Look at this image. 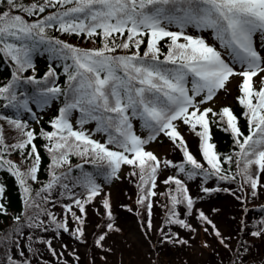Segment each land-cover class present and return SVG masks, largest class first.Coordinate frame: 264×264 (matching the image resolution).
<instances>
[{
  "label": "snow or ice",
  "instance_id": "6c2138e0",
  "mask_svg": "<svg viewBox=\"0 0 264 264\" xmlns=\"http://www.w3.org/2000/svg\"><path fill=\"white\" fill-rule=\"evenodd\" d=\"M7 3L29 17L44 13L46 8L57 9L32 22L8 11L0 13V52L11 57L20 72L33 67L30 56L32 48L26 41L44 42L46 29L84 34L89 38L98 36L102 38L103 44L98 49L83 50L58 39L49 41L51 51L59 54L62 59H71L72 63L65 64V72L68 74L65 89L45 88L35 98V102L47 105L58 95L65 97L59 115L50 122L54 131L40 132V136L48 142L45 148L51 158V178L36 193L37 196L51 190L62 177H66V173L58 176L55 170L69 164L71 155H78L82 158L91 157L92 163H104L110 169V176H116L122 164L137 168L140 179L138 187L142 193L137 203L144 204L147 198L156 195L152 189L156 187V174L161 162L143 146L154 140L160 132L168 136L182 152L183 161L190 168L186 171L185 163L175 167L181 173L186 172L189 179L201 173L206 177L218 176L220 180L234 178L224 173L221 158L211 143V125L214 123L222 124L223 130L230 131L234 138L240 149L235 154L238 174L243 176L245 183L250 184L255 195L259 176L264 172V76H261L259 89L254 87L253 78L264 73V57L254 47L253 37L260 34L264 38V0H42L28 5L7 0ZM68 5L71 7H66ZM169 26H175L178 31H170ZM189 27L200 31L211 30L224 52L207 43L202 36L187 34L185 29ZM125 33L126 39L117 43L116 37H124ZM145 37L146 48L141 55L139 49ZM10 38L18 41L19 45L9 43ZM165 38L168 39L167 52L162 53L159 43ZM133 47L136 51L131 54L114 55L118 48L127 50ZM225 56L231 59H225ZM236 65H240L241 70L237 71ZM52 75L54 73L49 69L46 78ZM233 76L242 77L239 84L241 95L237 99L248 123L246 136L238 127L237 117L229 107H222L219 112L211 107L202 110L200 107L212 101L217 91L225 89ZM18 80L14 72L13 80L0 87V97L8 101L7 106L31 111L28 99L18 100L16 96L14 86ZM27 81L39 83L34 77H27ZM189 83L190 88L187 86ZM202 93V99L197 100ZM73 110L81 113L77 121L81 130H75L70 123L69 117ZM209 114L214 119H209ZM133 117H138L143 121V126L150 130L148 139H141L133 132L130 122ZM89 120L96 122L97 131L107 134L106 144L92 139L82 130ZM177 120H182L199 138V151L208 168L189 151L174 123ZM7 122L20 132L23 139L9 146L5 145L3 135L0 134V167L6 165L7 170L16 177L26 207H32L35 202L30 198L28 181L37 180L41 160L33 143L35 133L25 131L27 125L20 119H8ZM28 145H31V150L27 156L33 162L27 170L21 171L11 160L4 159L3 153L9 148L23 152ZM108 145H113L117 150ZM231 160V156L224 158L225 162L230 163ZM163 164L173 166L169 160L163 161ZM253 166L257 168L255 173L252 171ZM76 182L87 190L83 201L74 198L76 208L84 213L85 204L99 195V185L87 175L77 178ZM164 183L176 186L177 194L170 195L173 209L177 204L186 203L190 213L193 200L184 183L174 176H169ZM147 184L151 187L145 189L144 185ZM63 187L67 189L68 186ZM202 191L208 193L210 189L204 187ZM3 194L4 187L0 185V197ZM147 206L151 209L150 202ZM64 207L79 224H83L82 218L72 211L71 205ZM103 207L109 208L107 199L103 201ZM3 212L4 205L0 204V213ZM46 214L56 228L69 230L66 223L57 222L51 212ZM108 215L111 217V212ZM175 216V211H170L167 223L190 228L184 219L173 218ZM199 218L212 224L203 212H199ZM15 219L19 220V217ZM42 223L29 226L39 227ZM148 227L151 228V221ZM212 227L215 230V225ZM107 228L111 230L113 225L109 223ZM77 234L83 235L82 228L78 227L73 233ZM215 234L218 237L221 235L219 231ZM252 235L259 236L261 233L253 232ZM104 239L105 236L101 235L96 244L100 245ZM9 261L10 264H17L11 257Z\"/></svg>",
  "mask_w": 264,
  "mask_h": 264
},
{
  "label": "rangeland",
  "instance_id": "374dc122",
  "mask_svg": "<svg viewBox=\"0 0 264 264\" xmlns=\"http://www.w3.org/2000/svg\"><path fill=\"white\" fill-rule=\"evenodd\" d=\"M169 30L178 31L175 26H169ZM185 31L189 35L202 36L207 43L224 52L211 30L200 31L189 27ZM253 42L264 57V38L256 34ZM225 59L230 60L231 57L225 56ZM236 70H241V66L236 65ZM261 76L264 73L253 78L256 89L261 86ZM241 82L242 77H231L225 89L217 91L212 101L200 106L201 110L237 103ZM187 86L190 88L191 84ZM202 97L203 93L197 100ZM47 109L48 105L38 112ZM75 114L76 110H73L69 117L72 124ZM130 122L137 136L148 139L150 130L143 126V121L133 117ZM174 123L189 151L207 168L199 151V138L182 120ZM25 124L30 127L35 122ZM82 129L91 138L102 140L106 134L97 131L96 122L92 120ZM143 147L161 162L156 174V187L152 189L156 195L147 198L144 204H138L142 194L138 187L139 170L122 164L116 176L108 177L99 185V195L85 204V212L80 213L74 198L83 201L87 195L76 191L79 185L75 179L65 177L51 190L42 192L34 200V206L26 209V223L0 240V264H10L9 257L17 264H264V172L259 176L253 195L250 184L244 182L243 176L238 183L215 182L213 179L204 181L198 175L189 179L186 172L181 173L175 167L183 161L182 152L162 132ZM165 160L171 161L173 166H165ZM133 172L136 174L133 175ZM169 176L180 179L187 187L188 195L194 199L190 213L184 203L177 204L173 209L170 195L177 193L175 184L164 183ZM95 180L99 181V177ZM63 185H67V189ZM204 187L210 191L204 193ZM144 188L147 189V185ZM105 199L109 202L108 209L103 207ZM149 202L151 209L147 206ZM65 205L72 206V211L82 218V225L65 211ZM172 210L176 213L173 218L184 219L190 228L167 223ZM47 212H51L57 222H65L69 230L56 228ZM199 212H203L212 224L201 220ZM41 221L43 223L39 227L29 226ZM149 221L151 228L148 227ZM109 223L113 225L111 230L107 228ZM212 225H215V230ZM78 227L83 230L82 236L73 235ZM216 231L220 232L219 237ZM253 232H260L261 235L254 236ZM101 235L105 239L97 245L96 240Z\"/></svg>",
  "mask_w": 264,
  "mask_h": 264
},
{
  "label": "trees",
  "instance_id": "16d2710c",
  "mask_svg": "<svg viewBox=\"0 0 264 264\" xmlns=\"http://www.w3.org/2000/svg\"><path fill=\"white\" fill-rule=\"evenodd\" d=\"M33 2H42V0H16L18 4L28 5ZM66 7H71L68 5ZM56 8H46L44 13H40L39 15H33L31 17L27 16L25 13L19 11L18 9L12 8L8 5L7 0H0V13L5 11L10 12L12 15H21L28 22L35 21L37 19H41L44 16L55 12ZM127 33H125L124 37H116V42L120 43L123 39H126ZM64 41L76 48L88 50V49H98L103 46L102 38L98 36H93L91 38L87 37L84 34L75 35L62 33L57 31L55 28L46 29V40L44 42L36 41H26L29 46L32 48L30 52L31 63L33 65L32 68H27L25 71L20 72L17 69V65L15 61L11 59V57L4 55L0 52V87H4L8 85L13 80V73L15 72L19 77V80L16 82L14 89L18 100L28 99V107L31 111H27L25 109H16L8 105V101L0 97V117H4L0 119V134L3 135L5 145H13L17 143L18 140L23 139L20 132L15 129L13 126L8 124V119H20L24 123L35 122L30 127H27L25 131L31 130L35 133V138L33 143L36 145L37 151L41 157L40 165L37 171V180L28 181V185L31 188L30 198L35 200L39 196L36 193L46 185L50 178L51 173L49 170V165L51 164V158L45 148V144L48 142L40 136L41 130L50 132L54 131L51 126V121L54 120L59 115V109L64 106L65 97L64 95H58L57 98L50 100L48 102L49 112L46 114H42L38 112L39 109H44L46 105L39 104L35 102V98L39 95V93L45 88L58 87L60 89H65L67 87L68 74L65 72V64H71V59H62L59 54L50 50L51 45L49 41L54 40ZM9 43H17L14 39H9ZM183 42V41H181ZM167 44L168 39L165 38L163 41L159 43V47L162 53L167 52ZM58 47V46H57ZM146 48V37L144 38V43L140 46V54L142 55ZM136 51V49H116L114 55H127L131 54V52ZM44 55L41 57V55ZM163 59V56H161ZM49 69H52L54 75L48 76L46 78V74L49 72ZM27 77H34L35 81H39V83L28 82ZM225 106H219L216 109H213L216 112ZM229 107L233 114L237 117L238 127L240 128L243 135H248V123L246 118L243 115L244 109L243 107L237 103ZM130 115V113H129ZM81 118V113L77 110V115L75 117V121L77 122ZM209 119H214L209 114ZM218 119V118H215ZM211 143L215 145V151L221 158V167L224 170L225 174L230 175L229 180H220L218 176L210 175L204 176L202 173L198 174V176L207 181L209 179H213L215 182H226V183H238L242 175L238 174L237 171V156L235 155L240 151L239 147L235 144L234 138L232 137L230 131H224L223 125L220 124H212L211 125ZM242 139V138H241ZM108 140V136L106 138ZM31 150V145L26 146V148L21 152L20 150H13L9 148L6 152L3 153L4 159L11 160L15 163L21 171H25L32 164V158L27 156L28 151ZM231 156V162H225L224 158ZM185 163L184 161L178 162L177 165ZM206 163V162H205ZM80 165V167H76ZM207 168L208 165L206 164ZM240 167H243V161L240 163ZM186 171L190 168L189 165L185 163ZM71 169V171H69ZM257 171L256 166H253L252 171ZM56 174L59 176L61 173H66V177H71L77 181V178H82L87 175L90 176L96 184L100 185L104 181H107L110 169L102 162L92 163L91 157L82 158L78 155H71L69 157V164L62 165L57 168ZM99 177V181H96L95 178ZM65 177H62L61 180H64ZM0 185L4 187V194L0 197V204L4 205L5 212L0 213V240L4 237H7L9 233L20 225L26 223V207L24 201V194L18 184L16 177L12 175L7 170V166L0 167ZM78 188L76 191L78 193L87 195L86 188L78 183ZM147 187H151L150 184H147ZM193 202L194 199L192 198ZM186 205V203H184ZM15 217H19V220H16Z\"/></svg>",
  "mask_w": 264,
  "mask_h": 264
}]
</instances>
